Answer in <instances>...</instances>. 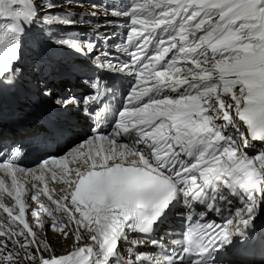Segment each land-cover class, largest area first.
Here are the masks:
<instances>
[{
  "label": "snow or ice",
  "instance_id": "6c2138e0",
  "mask_svg": "<svg viewBox=\"0 0 264 264\" xmlns=\"http://www.w3.org/2000/svg\"><path fill=\"white\" fill-rule=\"evenodd\" d=\"M0 161V264H233L264 234V0H0Z\"/></svg>",
  "mask_w": 264,
  "mask_h": 264
},
{
  "label": "bare ground",
  "instance_id": "6f19581e",
  "mask_svg": "<svg viewBox=\"0 0 264 264\" xmlns=\"http://www.w3.org/2000/svg\"><path fill=\"white\" fill-rule=\"evenodd\" d=\"M53 235H54V236H53ZM51 238L55 240V244L53 245L54 247H60V246H61L60 243H61L62 240H65L66 242H68V246H69V247H68V250H66V249H65V250L69 252V250H70V249H69V248H70L69 243L72 244V243H73L72 241H70V240L68 241V240L65 239V238L63 239L59 234H52ZM69 239H70V238H69ZM80 243H81V244L84 243L83 240H82ZM65 245H67V244H65ZM62 251H63V250H62ZM68 252H67V253H68ZM67 253H66V254H67ZM64 255H65V254H64Z\"/></svg>",
  "mask_w": 264,
  "mask_h": 264
},
{
  "label": "rangeland",
  "instance_id": "374dc122",
  "mask_svg": "<svg viewBox=\"0 0 264 264\" xmlns=\"http://www.w3.org/2000/svg\"><path fill=\"white\" fill-rule=\"evenodd\" d=\"M65 31H71V29H65ZM67 240L69 241V239H67ZM51 241H52V244L54 245L55 244V240L51 238ZM65 244H67V245H65ZM60 245H61L60 247H62V248H60V252H63L65 249H67L69 247L68 246V242H66L65 240H62ZM69 245H70V243H69Z\"/></svg>",
  "mask_w": 264,
  "mask_h": 264
}]
</instances>
